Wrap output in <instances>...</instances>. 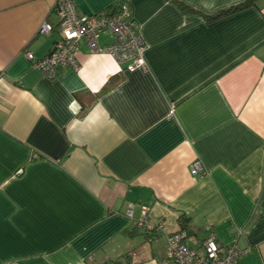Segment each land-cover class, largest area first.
<instances>
[{
  "label": "crops",
  "instance_id": "obj_1",
  "mask_svg": "<svg viewBox=\"0 0 264 264\" xmlns=\"http://www.w3.org/2000/svg\"><path fill=\"white\" fill-rule=\"evenodd\" d=\"M55 1L0 0V264H159L180 216L188 246L214 234L264 264V0L212 21L244 0H73L127 1L145 67L81 42L79 68L47 77L26 53L59 38Z\"/></svg>",
  "mask_w": 264,
  "mask_h": 264
},
{
  "label": "built area",
  "instance_id": "obj_2",
  "mask_svg": "<svg viewBox=\"0 0 264 264\" xmlns=\"http://www.w3.org/2000/svg\"><path fill=\"white\" fill-rule=\"evenodd\" d=\"M53 10L58 18L56 28L59 31V38L55 39L48 53L40 59L33 53H26L30 65L42 71L45 76L55 77L59 71L67 68L78 69L77 54L81 42L85 44L87 51L106 52L128 70L145 67L143 59L146 46L127 1H122L105 11L84 15L77 11L73 0H56ZM38 30L39 33L49 34L54 30V25L44 21ZM103 33L111 35L112 41L101 46L98 37ZM188 168L190 174L194 176L204 172V167L198 160L192 161ZM126 207V216L132 218L133 204L128 203ZM148 213L149 207L141 206L135 225L143 230L155 231L160 226L150 221ZM185 235L186 233L182 231L168 236L166 254L159 264H239V257L245 252L235 240L223 244L214 234L203 239L200 248L190 247L183 240Z\"/></svg>",
  "mask_w": 264,
  "mask_h": 264
},
{
  "label": "trees",
  "instance_id": "obj_3",
  "mask_svg": "<svg viewBox=\"0 0 264 264\" xmlns=\"http://www.w3.org/2000/svg\"><path fill=\"white\" fill-rule=\"evenodd\" d=\"M178 2V5L179 7L182 8V10H186V11H196L194 10V8L184 4L182 1L180 0H177ZM255 4V0H244V1H241V2H238L236 4H233L231 6H228V7H224V8H220L219 10L213 12V13H207V14H203L204 18L207 20V21H212V20H215V19H220V17H223V16H226L230 13H233L235 11H238V10H241L243 8H246V7H249V6H252ZM117 5V4H116ZM112 6H115V5H112ZM81 113H85V109H81L80 110ZM188 218L184 217V216H180L179 217V222H180V228L178 231L176 232H182L185 230V226H186V221H187ZM143 230V229H142ZM185 232V231H184ZM175 233V232H174ZM144 234H147V236H152L154 234V230H147V229H144Z\"/></svg>",
  "mask_w": 264,
  "mask_h": 264
}]
</instances>
